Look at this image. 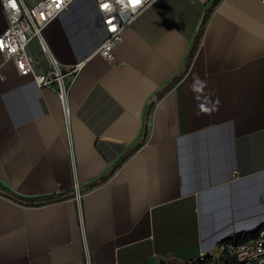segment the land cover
I'll list each match as a JSON object with an SVG mask.
<instances>
[{
	"label": "crops",
	"instance_id": "crops-1",
	"mask_svg": "<svg viewBox=\"0 0 264 264\" xmlns=\"http://www.w3.org/2000/svg\"><path fill=\"white\" fill-rule=\"evenodd\" d=\"M214 2L155 0L111 63L97 52L95 0H74L44 30L50 53L28 47L36 73L52 57L84 63L66 77L69 118L56 85L40 88L0 52V185L74 194L30 206L0 193V264H191L264 224V6L220 0L191 57ZM176 77L143 142L150 103Z\"/></svg>",
	"mask_w": 264,
	"mask_h": 264
},
{
	"label": "built area",
	"instance_id": "built-area-1",
	"mask_svg": "<svg viewBox=\"0 0 264 264\" xmlns=\"http://www.w3.org/2000/svg\"><path fill=\"white\" fill-rule=\"evenodd\" d=\"M74 0H37L33 5L27 0H0V4L7 19V28L0 35V52L6 60H12L21 75H32L40 88L56 85L57 94L63 106L66 118L70 112L67 106L68 85L66 77L76 79L83 68L84 63L68 65L62 68L52 57L51 68L46 73H36L38 63L35 56L28 52L30 42L37 40L43 52L50 53L44 30L49 23L69 10ZM155 0H141L133 6L130 0H124V5L117 0H95L97 9L102 17L105 28V37L97 50L103 58L111 63H118L117 48L123 42V33L136 18L148 8ZM201 4H207L212 0H196ZM264 6V0H259ZM108 2L114 9L112 12L101 10V4ZM115 17V19H112ZM116 25L115 31H110L108 20ZM75 192L79 197L80 187L75 186ZM209 256L213 263L222 264V258L231 260L228 264H264V230L258 238L246 242H235L226 239L220 243L214 252L202 254L201 260Z\"/></svg>",
	"mask_w": 264,
	"mask_h": 264
},
{
	"label": "trees",
	"instance_id": "trees-1",
	"mask_svg": "<svg viewBox=\"0 0 264 264\" xmlns=\"http://www.w3.org/2000/svg\"><path fill=\"white\" fill-rule=\"evenodd\" d=\"M220 0H215V2L212 4V6L210 7V9L207 11V13L204 16V19L202 21L199 33L196 37V42L194 44V47L192 48V52H191V57L194 55V53L196 52V50L198 49V46L200 44L204 29L206 27L208 18L211 14V12L213 11V9L217 6V4L219 3ZM180 79V77H176L173 82L167 86L166 88H164L159 94L158 96L150 103V106L148 107V111L146 114V124L144 127V132H143V142L145 141V139L147 138L148 135V125H149V119H150V114L152 109L154 108V106L156 105V103L158 102V100L163 97L173 86L174 84ZM142 142V143H143ZM141 146V144H139L138 146H136L134 149H132L126 156H124L116 165L115 167L112 169V171L104 178H101L99 180H97L96 182L86 186L85 188H83L82 190L80 189V192L82 193L85 190H89L91 188L97 187L101 184H103L105 181L108 180V178L110 177V175H112L119 167H121V165H123V163L125 161H127L133 154L134 152ZM0 191L3 192L5 195H7L8 197L14 199L15 201H17L18 203L24 204V205H30V206H38V205H44V204H49V203H53L56 201H60V200H65L68 198L73 197V193H64V194H59V195H53V196H47L41 199L38 198H25V197H21L18 196L16 194H13L12 192H10L7 188L3 187L0 185ZM264 230V224L261 225L259 228H257L254 232L251 233H247V234H243V235H237L235 237L232 238H228L229 240H234L235 242H246L249 241L251 239H255L259 237L260 232ZM231 263V260L223 257L222 258V264H228ZM191 264H217V263H213L211 258L209 256H206L204 258V260H197L195 262H192Z\"/></svg>",
	"mask_w": 264,
	"mask_h": 264
},
{
	"label": "clouds",
	"instance_id": "clouds-1",
	"mask_svg": "<svg viewBox=\"0 0 264 264\" xmlns=\"http://www.w3.org/2000/svg\"><path fill=\"white\" fill-rule=\"evenodd\" d=\"M117 3H120L122 6L124 5V0H117ZM101 10L104 11H108V12H112L114 9L111 7L110 3L105 2L101 4ZM112 19H115V17H113ZM107 23L110 26V31H115L116 30V25L112 23V20H108Z\"/></svg>",
	"mask_w": 264,
	"mask_h": 264
},
{
	"label": "snow or ice",
	"instance_id": "snow-or-ice-1",
	"mask_svg": "<svg viewBox=\"0 0 264 264\" xmlns=\"http://www.w3.org/2000/svg\"><path fill=\"white\" fill-rule=\"evenodd\" d=\"M141 2V0H130V3L135 6L138 5Z\"/></svg>",
	"mask_w": 264,
	"mask_h": 264
},
{
	"label": "water",
	"instance_id": "water-1",
	"mask_svg": "<svg viewBox=\"0 0 264 264\" xmlns=\"http://www.w3.org/2000/svg\"><path fill=\"white\" fill-rule=\"evenodd\" d=\"M0 193L4 194L3 192L0 191Z\"/></svg>",
	"mask_w": 264,
	"mask_h": 264
},
{
	"label": "rangeland",
	"instance_id": "rangeland-1",
	"mask_svg": "<svg viewBox=\"0 0 264 264\" xmlns=\"http://www.w3.org/2000/svg\"><path fill=\"white\" fill-rule=\"evenodd\" d=\"M28 1H30V0H28Z\"/></svg>",
	"mask_w": 264,
	"mask_h": 264
}]
</instances>
